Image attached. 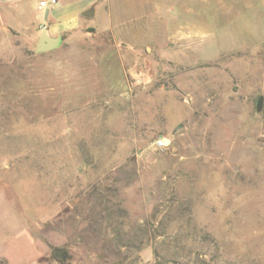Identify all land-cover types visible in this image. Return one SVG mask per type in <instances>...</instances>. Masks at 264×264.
<instances>
[{
	"label": "rangeland",
	"instance_id": "obj_1",
	"mask_svg": "<svg viewBox=\"0 0 264 264\" xmlns=\"http://www.w3.org/2000/svg\"><path fill=\"white\" fill-rule=\"evenodd\" d=\"M91 1L0 5V264H264V0Z\"/></svg>",
	"mask_w": 264,
	"mask_h": 264
},
{
	"label": "crops",
	"instance_id": "obj_2",
	"mask_svg": "<svg viewBox=\"0 0 264 264\" xmlns=\"http://www.w3.org/2000/svg\"><path fill=\"white\" fill-rule=\"evenodd\" d=\"M58 1H60L59 6H57ZM29 2L30 0H0V5L20 11L22 4L28 5ZM91 2V0H57L54 5L48 4L44 8H39L38 3L35 10L42 11L41 20L48 25L45 33L48 36L56 37L63 31L76 26L79 15L82 11H86Z\"/></svg>",
	"mask_w": 264,
	"mask_h": 264
},
{
	"label": "water",
	"instance_id": "obj_3",
	"mask_svg": "<svg viewBox=\"0 0 264 264\" xmlns=\"http://www.w3.org/2000/svg\"><path fill=\"white\" fill-rule=\"evenodd\" d=\"M84 16H92L93 11L92 10H86L82 13ZM62 42V37L61 36H56V37H51L48 35H45L42 33L39 37V40L36 44L35 51L37 53H42V52H47L56 49L60 43ZM263 107V97L259 96L257 101H256V110L260 111ZM62 249H55L54 250V255L57 258L61 257Z\"/></svg>",
	"mask_w": 264,
	"mask_h": 264
},
{
	"label": "built area",
	"instance_id": "obj_4",
	"mask_svg": "<svg viewBox=\"0 0 264 264\" xmlns=\"http://www.w3.org/2000/svg\"><path fill=\"white\" fill-rule=\"evenodd\" d=\"M56 2H57V0H47V1L41 0V1L39 2V8H44V7H46L48 4L54 5ZM156 145H157V146H162V145H163V141H162L161 139H158V140L156 141Z\"/></svg>",
	"mask_w": 264,
	"mask_h": 264
}]
</instances>
